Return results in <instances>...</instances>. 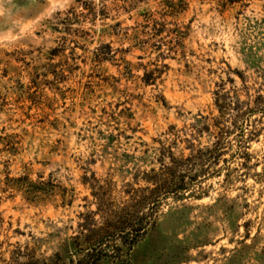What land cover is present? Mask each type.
Masks as SVG:
<instances>
[{
  "label": "rangeland",
  "instance_id": "rangeland-1",
  "mask_svg": "<svg viewBox=\"0 0 264 264\" xmlns=\"http://www.w3.org/2000/svg\"><path fill=\"white\" fill-rule=\"evenodd\" d=\"M216 93L264 95V0H0V264H264V112ZM215 121L250 158L156 189Z\"/></svg>",
  "mask_w": 264,
  "mask_h": 264
},
{
  "label": "trees",
  "instance_id": "trees-1",
  "mask_svg": "<svg viewBox=\"0 0 264 264\" xmlns=\"http://www.w3.org/2000/svg\"><path fill=\"white\" fill-rule=\"evenodd\" d=\"M152 27H153L152 28L153 34H156V32L160 31V29L157 26L153 25ZM220 99L223 100V98L220 97L219 93L218 94L216 93L215 104L219 110V117L217 118V120L222 119L223 116L226 114V111L228 110H235L237 116H244V115L249 116V115H254L256 112H261V113L264 112V95H262L261 93H259L254 98V100H252V103L255 105L250 108H246L245 110H241V108L239 107L233 108L229 102H225V101L220 102ZM238 102L240 104L242 103V101L236 100V104ZM217 123L218 122L215 121L212 124V126L217 129L214 132H211L209 124H206L201 129V131L206 130L208 133H211L212 138H213L210 145L204 148L205 151H203V149H199L197 155H194V156L192 155L191 157H187L185 159H180V160H177L176 158L168 154L167 159L169 160L170 165L165 164L164 161L161 163L162 164L161 170H162V173L165 174V178L160 179L157 182H154V184H156V189L157 188L159 189L161 187L166 188L167 187L166 185L168 184V187L174 186L175 190L179 189V190H182L183 192H188V193L191 192L192 186L184 181V175L176 174V167H178V165H181L180 164L181 162L188 161V160L197 161L196 163H198V161L199 162H203V161L210 162V161L219 160L221 153L216 154V152L224 151L227 145L230 144L229 141H225V136L229 135L232 132V130H228L231 127L232 129L235 128V130L237 131L236 137L238 140V143H237L238 144V148H237L238 155H243V158L245 160H248L250 158V154H248L245 150L248 146V141L251 140V138L256 135L257 133L256 128H252V130L249 129L246 132L242 130L241 128H237L235 124H231V127H226V130H223L222 127L218 126ZM195 130L197 132L200 131V129L198 128H196ZM168 153H171V152H168ZM212 153L215 155L211 156ZM225 160L226 159L223 158L222 161H225ZM149 223L150 221L140 224V226L137 228V231H140V230L145 231V228L149 225Z\"/></svg>",
  "mask_w": 264,
  "mask_h": 264
}]
</instances>
